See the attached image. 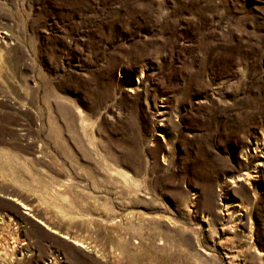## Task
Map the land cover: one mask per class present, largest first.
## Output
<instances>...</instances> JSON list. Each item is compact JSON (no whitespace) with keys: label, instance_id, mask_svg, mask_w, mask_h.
Instances as JSON below:
<instances>
[{"label":"rangeland","instance_id":"rangeland-1","mask_svg":"<svg viewBox=\"0 0 264 264\" xmlns=\"http://www.w3.org/2000/svg\"><path fill=\"white\" fill-rule=\"evenodd\" d=\"M0 264H264V0H0Z\"/></svg>","mask_w":264,"mask_h":264}]
</instances>
